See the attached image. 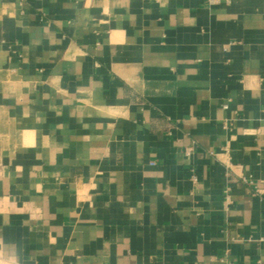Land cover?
<instances>
[{
    "label": "crops",
    "instance_id": "0c3cea01",
    "mask_svg": "<svg viewBox=\"0 0 264 264\" xmlns=\"http://www.w3.org/2000/svg\"><path fill=\"white\" fill-rule=\"evenodd\" d=\"M0 264H264V0H0Z\"/></svg>",
    "mask_w": 264,
    "mask_h": 264
},
{
    "label": "built area",
    "instance_id": "2783aa9c",
    "mask_svg": "<svg viewBox=\"0 0 264 264\" xmlns=\"http://www.w3.org/2000/svg\"><path fill=\"white\" fill-rule=\"evenodd\" d=\"M185 153H186L187 156H189L190 153H191L190 149H187ZM193 178H194V176H193Z\"/></svg>",
    "mask_w": 264,
    "mask_h": 264
}]
</instances>
